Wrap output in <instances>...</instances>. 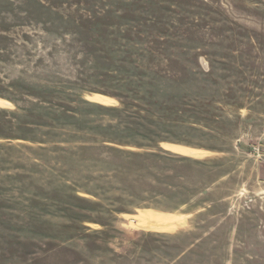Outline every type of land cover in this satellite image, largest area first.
Returning a JSON list of instances; mask_svg holds the SVG:
<instances>
[{"label":"rangeland","instance_id":"rangeland-1","mask_svg":"<svg viewBox=\"0 0 264 264\" xmlns=\"http://www.w3.org/2000/svg\"><path fill=\"white\" fill-rule=\"evenodd\" d=\"M0 264H264V0H0Z\"/></svg>","mask_w":264,"mask_h":264},{"label":"bare ground","instance_id":"bare-ground-1","mask_svg":"<svg viewBox=\"0 0 264 264\" xmlns=\"http://www.w3.org/2000/svg\"><path fill=\"white\" fill-rule=\"evenodd\" d=\"M171 221L172 220H166L164 222H150V223H147L145 226L146 228H161V229H167L171 226Z\"/></svg>","mask_w":264,"mask_h":264},{"label":"crops","instance_id":"crops-1","mask_svg":"<svg viewBox=\"0 0 264 264\" xmlns=\"http://www.w3.org/2000/svg\"><path fill=\"white\" fill-rule=\"evenodd\" d=\"M182 147V146H181ZM186 148V147H185ZM190 149V148H189ZM194 150V149H193ZM183 157H185V158H191V159H195V160H197V159H199V157L197 158V157H190V156H184L183 155Z\"/></svg>","mask_w":264,"mask_h":264}]
</instances>
